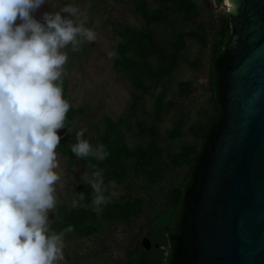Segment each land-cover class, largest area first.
Instances as JSON below:
<instances>
[{
  "label": "rangeland",
  "instance_id": "obj_1",
  "mask_svg": "<svg viewBox=\"0 0 264 264\" xmlns=\"http://www.w3.org/2000/svg\"><path fill=\"white\" fill-rule=\"evenodd\" d=\"M65 5L77 7L80 12L73 19L86 18L85 27L97 36L94 42L82 45L77 61L69 56V49H65L69 60L63 84L71 108H87L94 124L109 118L121 131L123 143L130 151L138 147L146 149L148 143L161 150L160 173H152L149 180L142 182V176L131 175L124 186L112 182L102 185L103 192L108 190L112 203L121 210L125 199L134 202L129 219L113 224L106 218L89 237L76 238L68 232L64 238V261L60 264H116L136 245L151 247L147 237L149 222L189 168V165L174 167L169 162V154H178L180 148L199 144L201 138L197 136L207 118L215 112L207 84L209 58L213 35L228 10L224 0L219 3L216 0H46L33 16L43 22L44 13L59 11ZM179 7L183 8L184 17L192 16L188 21L181 22L183 17L176 16ZM155 10L178 25L174 32L181 36L180 42L184 44L183 60L175 74L162 78L157 88L148 90L133 110H129L128 87L113 72L112 60L107 54L124 42L129 28L138 27L142 17ZM164 26L157 24V30L167 32ZM185 60L187 62H183ZM83 124L88 126V120ZM99 128L98 132H104V125ZM60 130L59 136L65 140L67 129ZM98 145H101L99 140L93 148ZM56 151L63 187L57 185L58 202L54 212L49 213L50 224L63 207L85 209L75 200V188L90 178L78 161L69 165L66 157ZM92 196L90 208L99 215L93 203L95 194Z\"/></svg>",
  "mask_w": 264,
  "mask_h": 264
},
{
  "label": "clouds",
  "instance_id": "obj_2",
  "mask_svg": "<svg viewBox=\"0 0 264 264\" xmlns=\"http://www.w3.org/2000/svg\"><path fill=\"white\" fill-rule=\"evenodd\" d=\"M45 3L0 0V264H60L64 237L73 231L69 226L51 232L48 218L57 207V185L63 187L56 149L71 107L63 98L65 49L79 52L97 36L85 27L86 18L73 19L80 12L73 5L46 12L38 21L33 13ZM85 131L75 133L71 152L78 159L103 161L109 153L102 144L93 148ZM89 167L94 171L85 183L99 211L110 200L102 190L103 170Z\"/></svg>",
  "mask_w": 264,
  "mask_h": 264
},
{
  "label": "trees",
  "instance_id": "obj_3",
  "mask_svg": "<svg viewBox=\"0 0 264 264\" xmlns=\"http://www.w3.org/2000/svg\"><path fill=\"white\" fill-rule=\"evenodd\" d=\"M216 1L220 2V0ZM183 11V8L179 7L175 12L176 16L183 17L181 22L188 21L192 17L190 15L184 17ZM159 23L165 25L167 32L157 30ZM177 26L158 10L151 11L142 17L138 27H131L127 30L126 39L115 49L114 52L117 55L111 58L112 70L128 87L129 110H133L148 90L157 88L162 78L166 79L175 74L177 67L181 64L184 44L180 42L181 36L174 32ZM231 35L232 29L226 14L219 20L217 30L213 35L209 58L207 84L215 103V112L207 118L204 127L200 130V135L197 136L201 138L199 144L180 148L178 154H169V162L174 167L183 168L189 165V168L173 193L166 197L160 211L154 214L149 222L147 237L151 242V247L136 245L126 252V257L122 262L116 264H186L188 261L192 243L191 210L200 187L204 162L223 115L221 77L229 59L226 46ZM69 56L77 61L79 52H71L69 48ZM63 98L68 101L65 84H63ZM92 118L88 109L84 107L76 109L70 107L67 113L66 127L62 128L67 129V134L65 140L60 139L57 149L61 155L66 157L69 165L78 161L90 178L94 169L89 165H95L103 170L104 185L112 182L124 186L131 175L142 176L141 181L143 182L149 180L152 173H160L161 150L156 145L148 143L146 149L138 147L130 151L124 145L122 133L116 129L115 123L105 117L102 122L94 124ZM84 120H88V126H84ZM100 123L105 127L102 133L98 132ZM81 129H86L84 137L92 141V146L97 140L104 145L109 154L103 161L91 156L78 159L71 152L69 145L76 143L75 133ZM91 190L86 183L76 186L75 200L85 209L63 207L56 220L50 224L51 232L59 233L71 226L73 231L69 233L72 236L86 238L96 233L106 218H109L111 223L118 224L126 221L133 214L135 204L132 200L125 199L124 209L121 210L120 206L112 203L113 198L106 190L103 194L109 198L110 202L100 205V210L97 211L99 215H97L96 211L90 208L92 193H94ZM79 193L84 194L83 200L79 199L77 195ZM67 235L68 233L64 238Z\"/></svg>",
  "mask_w": 264,
  "mask_h": 264
},
{
  "label": "water",
  "instance_id": "obj_4",
  "mask_svg": "<svg viewBox=\"0 0 264 264\" xmlns=\"http://www.w3.org/2000/svg\"><path fill=\"white\" fill-rule=\"evenodd\" d=\"M222 120L190 215L186 264H264V0H226Z\"/></svg>",
  "mask_w": 264,
  "mask_h": 264
},
{
  "label": "bare ground",
  "instance_id": "obj_5",
  "mask_svg": "<svg viewBox=\"0 0 264 264\" xmlns=\"http://www.w3.org/2000/svg\"><path fill=\"white\" fill-rule=\"evenodd\" d=\"M225 6L227 7L226 0H224Z\"/></svg>",
  "mask_w": 264,
  "mask_h": 264
}]
</instances>
